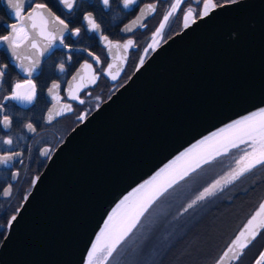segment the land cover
I'll use <instances>...</instances> for the list:
<instances>
[{"label": "water", "instance_id": "95a60500", "mask_svg": "<svg viewBox=\"0 0 264 264\" xmlns=\"http://www.w3.org/2000/svg\"><path fill=\"white\" fill-rule=\"evenodd\" d=\"M16 51L19 58L7 50L20 68L38 50L25 41ZM258 107H264V0H241L162 43L139 72L134 70L64 138L18 209L0 246V264H85L104 220L125 195L200 139ZM235 152L209 165L219 169L214 179L234 164ZM251 173L206 204L174 214L158 250L184 234L189 221L208 206L240 189ZM155 256L148 254L143 264H155Z\"/></svg>", "mask_w": 264, "mask_h": 264}, {"label": "snow or ice", "instance_id": "6c2138e0", "mask_svg": "<svg viewBox=\"0 0 264 264\" xmlns=\"http://www.w3.org/2000/svg\"><path fill=\"white\" fill-rule=\"evenodd\" d=\"M26 2L30 11L25 14ZM240 2L241 0H171L159 26L152 33L149 43L139 55L135 71L139 72L144 67L149 52H155L160 42L165 39V29L168 27L170 19L177 12L182 13L183 27L187 29L192 24L197 23L198 20L209 18L218 9L239 5ZM99 3L104 9H109L112 6V0H99ZM121 3L124 9L139 6V0H121ZM0 4L6 5V10H11L10 15L16 21L9 26L11 30L7 35H0V43H6L12 50L13 55H17V58L19 57L16 50L25 41L30 42L31 48H37V37L47 41L46 48L54 47L58 39L59 45L68 49L69 52L73 51L69 44L65 42L64 34L79 37L81 28L71 27V21L66 22L65 19L55 15L48 4L35 3V0H0ZM59 4L63 5V8L71 14L74 9L82 6V0H59ZM89 6L95 7L92 4ZM156 10V3H148L140 7V14L136 17V20L126 25L122 31L132 32L134 27H147L143 21L148 16L155 14ZM83 21L86 25L85 31L96 34L108 52L112 54L113 49H115L116 55L112 56V62L108 63L107 67L101 69L100 72H97L93 64L86 60L76 75L72 77V83L69 84L66 91V100L58 95L57 90L60 85L56 83L52 85L49 92L59 107L54 106L53 109H49L46 118L48 124H51L57 117L75 111L73 105L66 101H74L81 105L85 104L86 101L80 93L84 92L86 88H94L101 75L112 81L118 80L120 73L123 71L121 65L127 63L129 50L138 47L137 41L131 37L119 42L112 41L107 35H104L101 24L97 22L92 12H87L83 16ZM82 51L87 52V55L92 58L96 65L102 64L100 57L94 55L93 52L88 49ZM41 54L43 53L41 52ZM67 59L71 61L72 57L69 55ZM35 63L36 61H33V66L25 69L29 77L35 70ZM5 67L7 66H0V78L5 75L3 70ZM64 70L65 65L62 62L60 71L63 72ZM36 95L35 83L31 79H26L23 82H17L11 88L10 94L0 99L15 101L21 105H31L36 100ZM91 95V92H85V96ZM95 99L99 100L100 97ZM5 111V104L0 103V126L7 130L11 128L12 120L4 114ZM88 115L87 111H82L76 119L83 123ZM26 128L31 133L36 132V128L32 123H27ZM0 145L8 146L7 149L0 152V165L10 168L15 161L23 163L20 159L23 153L13 150L14 144L11 136L6 139L0 136ZM233 149L236 150L235 153H232L234 164L218 178L195 192L186 205H182V210L179 211L180 216L188 213L189 210L206 204L218 193L240 181L258 166H264V107H258L255 111L235 119L226 126L200 139L125 195L104 220L102 227L87 251L85 264H111L114 254L123 253L129 247H132L133 252H135L139 248L136 241L144 228L143 221L146 214H150V210H155L163 204L179 188L195 182L206 165H211L218 158L228 155ZM50 152L51 149L46 148L42 155L47 156ZM18 176V172L13 173V180ZM39 179L40 177L37 176L31 182L33 187ZM11 187L10 184L3 189L4 196L10 195ZM16 220L17 215H12L7 226L11 228L12 223ZM262 231H264V200L259 203L257 210L231 240L215 261V264H235L244 254V250L256 240ZM255 264H264V252L259 254Z\"/></svg>", "mask_w": 264, "mask_h": 264}, {"label": "flooded vegetation", "instance_id": "af4514ba", "mask_svg": "<svg viewBox=\"0 0 264 264\" xmlns=\"http://www.w3.org/2000/svg\"><path fill=\"white\" fill-rule=\"evenodd\" d=\"M35 3H46L52 12L65 19L66 22L71 21V27H80L81 35L79 37H71L65 33V42L73 49L69 52L68 49L58 44L52 48H46L47 41L41 38L40 44L37 45V55L29 54L23 59V67L16 66V58L10 55L7 50L10 49L6 43H0V66L6 65L3 68L5 75L0 78V98L10 94V90L17 82H23L26 79H31L36 85V100L31 105H21L15 101H4L0 99V103L5 104V115H8L12 120L10 129L5 130L0 126V136L5 139L11 136L13 139V150L22 152L20 159L23 163L15 161L13 166L5 168L0 165V246L9 230L8 221L12 215H16L21 204L27 197L32 188V181L39 176L44 169L47 161L52 155L55 148L64 140V138L81 123L76 119L77 115L82 111H87L90 116L101 104H103L110 96H112L128 79L135 70L139 55L149 43L150 37L155 29L159 26L163 15L168 10L171 0H139V6H134L129 9H124L121 0H112V6L109 9H104L99 3V0H82V6L74 9L73 13L69 14L59 4V0H35ZM148 3H156L157 10L155 14L150 15L143 21L147 27H136L132 32L122 31L123 27L134 20L140 13V7ZM95 5L90 7L89 5ZM195 6V5H193ZM184 7L183 5L181 6ZM30 11L27 2L25 3V14ZM87 12H92L98 23L101 24L104 35H107L112 41L123 42L127 38H133L137 41L138 47L130 49L128 53L127 63L123 64V71L120 73L119 79L112 81L106 76L101 75L94 88H86L80 95L85 99L86 103L81 105L74 101H66L71 103L75 109L72 113H67L57 117L51 124L46 123V118L49 109H53L56 102L52 99L49 89L54 83L59 84L57 90L58 95L66 100V91L69 84L72 83V77L76 75L81 65L87 60L93 64L97 72L106 68L108 63L112 62V56L116 55L115 49L112 54L102 45L99 37L90 32L85 31V22L83 16ZM15 19L9 16L3 4H0V35H7L10 31V25L15 23ZM182 13L172 17L168 27L165 29V39L160 42V45L169 38L177 34L183 29ZM127 33V34H125ZM159 45V46H160ZM21 48V47H20ZM19 48V49H20ZM88 49L94 55L99 56L102 64L96 65L87 52L82 51ZM41 52L43 54H41ZM152 52H149V55ZM72 59L69 61L68 56ZM33 61H36L34 68L29 77L25 69L33 66ZM64 63L65 70L60 71V64ZM85 92H91V96H85ZM100 97L99 100L95 99ZM64 102V101H62ZM98 106V107H97ZM32 123L36 128L35 133L27 130L26 124ZM7 145H0V152L7 149ZM50 148L49 155H42L44 149ZM229 161L224 160L227 165ZM19 173V176L13 180V173ZM250 178V179H249ZM254 183L258 189V199L253 207L264 197V166L256 168L248 178L241 182L240 187L248 186L249 183ZM12 185L9 196L3 195V189ZM250 187H252L250 185ZM247 189H240L239 192H246ZM252 207V208H253ZM251 211V210H250ZM250 211L244 212L239 224L246 218ZM236 229L232 230L225 238L222 244L218 245L220 252L233 236ZM264 247V231L257 236L256 240L244 251V254L235 264H251L254 259L260 254ZM211 257V256H210ZM214 258V257H213ZM214 259H209V264ZM152 261H149L151 263ZM155 263V261H154Z\"/></svg>", "mask_w": 264, "mask_h": 264}, {"label": "rangeland", "instance_id": "374dc122", "mask_svg": "<svg viewBox=\"0 0 264 264\" xmlns=\"http://www.w3.org/2000/svg\"><path fill=\"white\" fill-rule=\"evenodd\" d=\"M218 170L219 169L215 170L212 167H209V165H206L195 182L186 184L183 188H179L178 191L173 196L169 197L168 200H166L163 204L155 208V210H150V214H146L144 218V228L139 236V239L136 241L139 244V248L133 252L132 247H129V252L127 255V260L129 261L127 263L123 262L122 264H130L131 261L136 260V264H143L145 262L143 260L145 258L147 259L148 257V252L151 250H158L162 245L164 235L170 232L168 226L173 215L179 213L182 204L185 203L184 201L188 200L186 199V196L194 195L195 192L214 180V178L218 175ZM247 187L248 186L240 187V189L245 190ZM240 189H236L227 193L223 199L228 200L232 195L238 193ZM219 222V219L211 218L209 226L201 229L200 231L197 230L194 235L187 239V242L183 245L180 253L177 255L178 258L175 259L176 257H174V259L165 261V264H197V262L200 261V258L199 260L197 258H191L188 260L190 256L188 257L187 251L189 249L193 250V252L197 254L195 257L199 256L200 254L202 255V253V256H204L205 252H207L209 249V255L211 256L213 254V248L215 245L218 247L220 241L231 227L230 224L228 227L222 228L221 225L218 224ZM238 224L239 222L232 227V230L236 229ZM218 253L219 252H217V254ZM121 254L122 253L118 255L114 254L111 264L116 262L118 256ZM185 254H187L186 257H188L187 261L179 260V258Z\"/></svg>", "mask_w": 264, "mask_h": 264}, {"label": "trees", "instance_id": "16d2710c", "mask_svg": "<svg viewBox=\"0 0 264 264\" xmlns=\"http://www.w3.org/2000/svg\"><path fill=\"white\" fill-rule=\"evenodd\" d=\"M250 185L252 187H250ZM246 192H238L234 195H232L228 200L219 201L215 203L212 207L209 208V206L201 212L197 217L191 219L189 223L185 226L186 231L181 236H178L174 238V241L167 246L165 250H158L150 251L148 252L150 255L155 254L156 263L155 264H165V261H168L170 259H177V255L180 253L181 248L183 245L187 242V239H189L192 235H194L197 230H201L207 226H209V222L211 218H217L220 220L218 223L221 225L222 228L228 227L231 224L230 230L224 235L223 239L220 241V244L223 243L224 238L230 233V231L233 229L232 227L235 226L239 221L241 215L249 211L255 202L257 201L258 197V189L259 187L255 186L254 183H249L248 187L246 188ZM217 226V225H216ZM217 246L213 248V254L209 255V249L207 252H205L204 256L200 254L199 256L196 253L193 252V250L189 249L187 251L188 257H186L187 254L181 256L179 260L187 261L191 258L195 259L197 258L200 261L197 262V264H209V259H213V257L216 256L218 250ZM129 249L125 252H123L120 256H118V259L113 264H122L127 263L129 260H127ZM199 254V253H198ZM149 259V258H148ZM150 259H152V256H150ZM178 264V263H177Z\"/></svg>", "mask_w": 264, "mask_h": 264}]
</instances>
